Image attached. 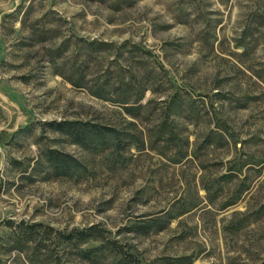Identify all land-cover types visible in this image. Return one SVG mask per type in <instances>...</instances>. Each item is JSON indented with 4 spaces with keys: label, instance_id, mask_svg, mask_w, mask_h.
<instances>
[{
    "label": "rangeland",
    "instance_id": "obj_1",
    "mask_svg": "<svg viewBox=\"0 0 264 264\" xmlns=\"http://www.w3.org/2000/svg\"><path fill=\"white\" fill-rule=\"evenodd\" d=\"M0 264H264V0H0Z\"/></svg>",
    "mask_w": 264,
    "mask_h": 264
},
{
    "label": "trees",
    "instance_id": "obj_2",
    "mask_svg": "<svg viewBox=\"0 0 264 264\" xmlns=\"http://www.w3.org/2000/svg\"><path fill=\"white\" fill-rule=\"evenodd\" d=\"M55 131H59L69 136L74 144L86 149L101 150L108 147L111 139H119L120 134L112 126L93 123L90 121H61L50 124ZM48 162L53 166L55 171L64 176H70L84 169L82 162L77 158L58 150H48L46 153ZM39 225H30L26 227L27 240L34 241ZM23 228V227H22ZM103 233L92 227L87 231H76L69 239H76L79 242L88 240H104Z\"/></svg>",
    "mask_w": 264,
    "mask_h": 264
}]
</instances>
